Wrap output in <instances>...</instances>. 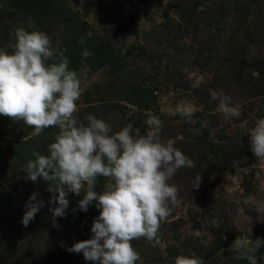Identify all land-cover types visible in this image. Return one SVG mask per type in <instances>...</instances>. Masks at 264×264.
<instances>
[{"label":"rangeland","instance_id":"374dc122","mask_svg":"<svg viewBox=\"0 0 264 264\" xmlns=\"http://www.w3.org/2000/svg\"><path fill=\"white\" fill-rule=\"evenodd\" d=\"M149 4L146 7L142 0L67 1L71 18L77 22L85 19L100 37L109 40L114 50L111 61L98 71H92L86 64L79 67L81 97L77 101L75 116L87 124L85 117L92 114L109 123L114 132L131 122L144 134L147 130L145 121L149 115H154L162 121V142L171 141L194 162V167L179 169L169 180L179 189V202L167 220L161 223L158 235L162 247H152L143 238L132 242L141 257L139 262L174 264L177 255L195 253L205 263L216 260L227 264L224 252L229 251L238 236L253 240L264 236V162L253 155L248 136L255 121L264 118V101L259 98L250 101L240 95L237 88L227 87L223 82L217 87L213 82V69L201 62L195 65L199 62L195 52L200 42L197 34L209 36L208 27L204 31L200 30L202 25L188 31L177 28L170 23L173 11L169 0H150ZM85 12L88 14L84 17ZM0 13L5 16L4 20H15L16 14L8 0H0ZM22 27L28 28L29 32H45L53 46L59 42L64 50L74 36L75 25L73 28L69 25L42 28L29 18ZM15 29L12 27L7 38L11 44L14 43ZM211 32L214 34L215 30ZM0 49L6 50L7 47L1 44ZM155 56L161 57L159 63L151 62ZM249 68L248 65L249 74L255 76L257 73ZM201 76L204 82L200 81ZM172 79L175 84L174 81L167 82ZM150 82L157 88L155 112L139 110L123 99L126 98L121 92L123 87L146 88ZM188 84L208 92L210 96L206 104H200L191 96L186 89ZM213 93L230 97L231 106L236 107L240 115L230 117L216 111L219 100L211 99ZM187 105L195 109L190 119L180 115ZM196 170L198 172L194 175ZM197 176H201V182L199 188H193ZM109 182L106 179L97 192L104 191ZM4 187L10 190L3 206L10 212L5 218H22L33 193H38L37 199L44 201L35 218H48L51 207L41 190L24 185L16 190ZM82 198L79 195L72 201L74 206L69 214L71 229L76 231L68 236V248L91 238L88 223L99 215V211L94 214V202L87 212L79 210L78 202ZM23 229L25 232L21 238L25 241L32 236L34 228ZM83 230L84 234H81ZM34 239L31 237L28 241ZM39 240L41 249L52 248L47 239ZM168 249L173 250L170 256L166 252ZM69 257L68 264H94L86 261L82 253L69 252Z\"/></svg>","mask_w":264,"mask_h":264},{"label":"clouds","instance_id":"9594fccd","mask_svg":"<svg viewBox=\"0 0 264 264\" xmlns=\"http://www.w3.org/2000/svg\"><path fill=\"white\" fill-rule=\"evenodd\" d=\"M92 35L86 33L88 39ZM13 39L11 52L0 49V115L23 121L34 129V136L47 128L58 129L48 155L32 152L35 159L27 162L26 178L49 182L47 190L53 193L49 203L57 205L50 208L54 227H58L56 218L64 217L69 207V193H86L78 202L79 210L87 212L93 202L99 209L91 238L66 247L68 252L82 253L94 264H136L141 257L132 242L143 238L152 247H162L161 223L179 202V189L169 180L179 169L194 167V162L171 141L162 142V121L154 115L145 121L144 134L131 122L114 132L109 123L92 114L85 117L87 124L79 121L75 114L81 81L69 68L59 42L53 46L45 32L23 27L15 29ZM79 43L84 44L85 38ZM81 55L86 59L91 53L85 48ZM200 81L204 82L203 76ZM211 99L219 100L216 111L230 117L240 115L230 97L213 93ZM194 111L187 105L180 115L190 119ZM248 136L253 155L264 162V118L255 121ZM98 177L110 181L99 193L94 190ZM200 182L197 176L193 188H199ZM38 195L33 193L25 205L24 227L44 206ZM262 246L264 239L238 236L229 251L234 259L257 264ZM174 264L205 262L192 253L177 255Z\"/></svg>","mask_w":264,"mask_h":264},{"label":"trees","instance_id":"16d2710c","mask_svg":"<svg viewBox=\"0 0 264 264\" xmlns=\"http://www.w3.org/2000/svg\"><path fill=\"white\" fill-rule=\"evenodd\" d=\"M68 0H8L10 7L16 14L15 20H4L5 16L0 13V45L7 47L11 52L10 41L7 39L11 35L12 27H22L29 18L42 28L53 25L62 26L75 25L74 36L67 43V46L60 51L69 60V68L79 70L83 64L88 65L92 71H98L108 64L114 57V50L107 39H103L85 19L81 22L73 20L67 9ZM146 7H149L150 0H142ZM173 17L170 23L183 27L184 30L200 28L201 31L208 27L209 36L197 34L200 42L196 49L199 62L203 66L213 69V82L217 87L223 82L225 86L237 88L240 95L248 100L261 99L264 101V0H169ZM88 14L85 12L84 17ZM8 18V16L6 17ZM77 19V18H75ZM11 23H14L11 25ZM72 28H70L72 30ZM28 29V28H24ZM212 29L215 33L212 34ZM91 32L92 38L88 39L86 33ZM219 33V36H218ZM84 37L85 43H79ZM225 37V38H221ZM87 48L91 56L84 58L81 53ZM169 49V47H167ZM161 57L155 56L151 62H160ZM255 71L253 76L247 71ZM141 77V76H140ZM226 79V82H224ZM151 81L152 78H149ZM172 80L167 81L172 83ZM176 83L175 81L173 82ZM156 87L150 82L149 87L124 88L127 102L136 106L139 110H149L155 112L157 109ZM186 89L191 92L192 97H196L200 104H206L209 99L207 91H202L198 86L188 84ZM252 99V100H251ZM260 100V101H261ZM244 114V113H243ZM167 120V119H166ZM34 129L26 126L23 121H14L9 117L0 115V264H68L69 252L68 236L76 230L71 229V212L73 199L76 196H84L81 191L79 195L69 193V207L66 209L64 217H57L58 227L53 226L51 213L48 218L39 220L34 218L26 229H33L32 236L35 241H22L25 232L22 218H5L8 212L4 206L6 195H10V189H18L20 185L35 187L41 190L45 199H51L53 193L47 189L49 182L38 178L36 182L26 178L27 162L35 159L32 152L36 151L42 155H48V145L53 142L54 133L57 128H47L39 136L33 135ZM201 141H205L200 138ZM246 151V150H245ZM249 154V152H247ZM198 170L194 171V175ZM106 181L103 177H98L94 190L100 189V184ZM39 185V186H38ZM38 186V188H37ZM100 192V191H98ZM95 204V202H94ZM57 205L51 203L49 207ZM73 209H76L75 207ZM96 211H99L96 207ZM94 220H90L88 228L92 226ZM45 231V233H44ZM78 233L79 230H78ZM84 234L81 231V234ZM40 239H47L49 246L41 249ZM264 239V236L261 238ZM141 243V242H140ZM139 243V244H140ZM65 247H62L61 245ZM50 249V250H49ZM170 256L173 250H166ZM227 264H247L246 260L234 259L233 253L224 252ZM257 264H264V246L257 253ZM48 257V258H47ZM140 261V260H139ZM137 261L136 264H143ZM216 260L207 261L205 264H220Z\"/></svg>","mask_w":264,"mask_h":264}]
</instances>
